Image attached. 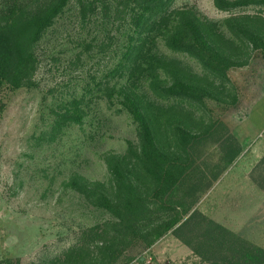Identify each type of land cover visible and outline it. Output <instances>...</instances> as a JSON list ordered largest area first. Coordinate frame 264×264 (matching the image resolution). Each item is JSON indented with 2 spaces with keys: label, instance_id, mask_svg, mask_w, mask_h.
<instances>
[{
  "label": "rangeland",
  "instance_id": "374dc122",
  "mask_svg": "<svg viewBox=\"0 0 264 264\" xmlns=\"http://www.w3.org/2000/svg\"><path fill=\"white\" fill-rule=\"evenodd\" d=\"M18 2L0 0V9ZM100 3L82 18L77 1L69 0L31 43L26 75L0 84V264H210L168 232L149 245L132 240L114 260H99L96 237L87 232L110 215L76 185L107 188L105 157L130 148L132 163L138 139L137 122L114 92L126 76H111L127 45L128 14L113 19L114 2ZM170 7L215 23L225 37H232L225 22L239 15V65L226 69L228 81L207 75L212 98L166 96L165 69L155 71L156 81L139 78L134 88L162 112L158 149L193 162L171 199L195 197L192 208L264 249V149H252L264 138V98L257 101L264 92V0L229 11L212 0H170ZM151 51L190 76H205L195 58L172 51L160 37ZM172 111L177 122L171 123ZM78 114L77 122L67 118ZM175 128L186 135L182 147ZM239 131L250 137L227 162L221 157L235 144L231 136L239 141ZM200 174L207 188L197 183Z\"/></svg>",
  "mask_w": 264,
  "mask_h": 264
},
{
  "label": "trees",
  "instance_id": "16d2710c",
  "mask_svg": "<svg viewBox=\"0 0 264 264\" xmlns=\"http://www.w3.org/2000/svg\"><path fill=\"white\" fill-rule=\"evenodd\" d=\"M76 1L84 18L86 12H92L103 0ZM68 2L20 0L17 6L4 4L0 9V84L2 81L17 84L26 75V68L30 67L28 50L31 43ZM111 2H114L113 19L122 21L128 14L131 26L127 45L111 76H126L125 82L114 92L137 122L138 139L137 151L131 154L132 163L128 159L130 148L122 156L105 157L109 174L107 188L100 183L80 182L76 185L85 199L110 215L109 219L87 231L96 237L99 260H114L132 240L149 245L168 232L210 264H264V249L229 232L192 208L195 197L187 202L182 198L171 199L186 174L194 170L193 162L185 159L182 153H165L158 149L156 122L162 112L157 106L146 104L134 90L139 78L156 81L155 71L165 69L170 78V84L164 90L166 96L197 102L207 96L212 98L207 75L213 80L228 81L226 69L239 65L236 62L239 48L235 46V40L239 39V15L225 22L232 36L225 37L215 23L199 19L190 10L171 8L170 0ZM261 2L263 0H212L213 6L223 11ZM156 37L163 39L172 51L195 58L205 76H190L172 62L154 54L151 44ZM250 37V42H255L253 34ZM170 115L171 123L177 122L176 113L172 111ZM67 118L77 122L79 114L68 115ZM177 133V144L182 147L187 142L186 135L181 130ZM231 137L235 144L221 157L227 162L236 157L242 146L240 139L237 141ZM217 177V174L213 176L214 179ZM202 180L204 177L200 174L197 183ZM203 183H200L201 187L207 188L208 184ZM161 215L163 217L159 218Z\"/></svg>",
  "mask_w": 264,
  "mask_h": 264
},
{
  "label": "crops",
  "instance_id": "0c3cea01",
  "mask_svg": "<svg viewBox=\"0 0 264 264\" xmlns=\"http://www.w3.org/2000/svg\"><path fill=\"white\" fill-rule=\"evenodd\" d=\"M262 98H264V92L262 93V95L257 99V101H259V100H261ZM257 102L255 101V103H254V105L256 104ZM262 125V129H264V123L263 124H261ZM262 129H260V130H258V131H256L255 133V135H257V133L258 132H260ZM239 138H240V141H242L246 136L247 137H250L249 135H247L246 134V132H240L239 131ZM246 135V136H245ZM253 136V135H252ZM246 137V138H247ZM252 149H254V154H258L260 151H261V149H264V138L262 139V140H259V141H257V143L252 147Z\"/></svg>",
  "mask_w": 264,
  "mask_h": 264
}]
</instances>
